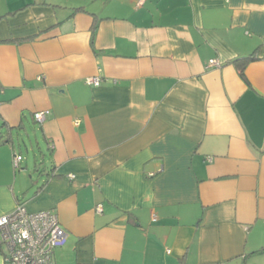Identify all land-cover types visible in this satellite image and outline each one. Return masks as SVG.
I'll use <instances>...</instances> for the list:
<instances>
[{
    "label": "crops",
    "instance_id": "crops-1",
    "mask_svg": "<svg viewBox=\"0 0 264 264\" xmlns=\"http://www.w3.org/2000/svg\"><path fill=\"white\" fill-rule=\"evenodd\" d=\"M18 203L57 215L61 264H264V0H0V216Z\"/></svg>",
    "mask_w": 264,
    "mask_h": 264
},
{
    "label": "built area",
    "instance_id": "built-area-1",
    "mask_svg": "<svg viewBox=\"0 0 264 264\" xmlns=\"http://www.w3.org/2000/svg\"><path fill=\"white\" fill-rule=\"evenodd\" d=\"M220 65L216 58L208 60V67ZM100 81L97 76L86 78V83L94 86H98ZM46 113L34 112V119L42 123ZM20 161L21 156L14 154L13 165L18 167ZM68 177L72 179L74 174H68ZM96 210L101 211V204L96 206ZM0 241L6 250L5 264H57L53 253L64 245L66 231L52 210L29 212L24 204L18 203L11 212L0 216Z\"/></svg>",
    "mask_w": 264,
    "mask_h": 264
},
{
    "label": "rangeland",
    "instance_id": "rangeland-1",
    "mask_svg": "<svg viewBox=\"0 0 264 264\" xmlns=\"http://www.w3.org/2000/svg\"><path fill=\"white\" fill-rule=\"evenodd\" d=\"M36 128H37V126H36ZM36 133H34L32 131H28V136L26 133H23V132L20 134V136H16L17 134L14 131V133L12 135L15 148L17 151H21V155L23 157V160L20 162L21 163L20 166L28 165L26 171H23V168L22 169H19L18 167L14 168V170H16L17 174L20 173L21 177H23V178H24V176L28 177V175H31V176L35 175V171L33 170L34 164H33L32 157H34V155H36L38 160L40 159L38 156V151L35 149L34 135ZM30 139H31V145L35 149L34 151H31V149L29 148ZM1 143H5V140H2ZM26 148L28 149L27 151H26ZM27 161H28V163L26 164ZM38 162L39 163L37 165L40 167L42 165V163L40 160ZM58 248H60V247H57L56 249H58ZM54 262H56L57 264H61L59 261H56V260H54Z\"/></svg>",
    "mask_w": 264,
    "mask_h": 264
},
{
    "label": "trees",
    "instance_id": "trees-1",
    "mask_svg": "<svg viewBox=\"0 0 264 264\" xmlns=\"http://www.w3.org/2000/svg\"><path fill=\"white\" fill-rule=\"evenodd\" d=\"M254 55L250 54L248 56L245 57H240L235 59L233 62L238 70V73L240 74V76H244V69L246 67V65L251 62L252 60H254ZM32 119L34 120V122H36V120L34 119V113L32 114Z\"/></svg>",
    "mask_w": 264,
    "mask_h": 264
}]
</instances>
